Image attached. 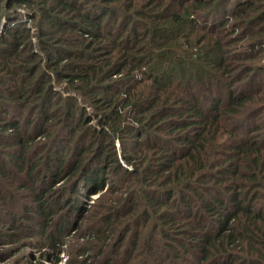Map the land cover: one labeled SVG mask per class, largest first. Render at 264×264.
I'll use <instances>...</instances> for the list:
<instances>
[{
  "label": "trees",
  "instance_id": "obj_1",
  "mask_svg": "<svg viewBox=\"0 0 264 264\" xmlns=\"http://www.w3.org/2000/svg\"><path fill=\"white\" fill-rule=\"evenodd\" d=\"M72 230L65 264H264V0H0V238Z\"/></svg>",
  "mask_w": 264,
  "mask_h": 264
},
{
  "label": "rangeland",
  "instance_id": "obj_2",
  "mask_svg": "<svg viewBox=\"0 0 264 264\" xmlns=\"http://www.w3.org/2000/svg\"><path fill=\"white\" fill-rule=\"evenodd\" d=\"M20 15L17 18L27 20L28 11L25 7L20 9ZM34 22V21H33ZM98 194L92 195V199L87 202L88 207L92 206ZM73 238H76V231L72 230L63 246L64 251L61 254L62 261L59 264H65L70 257L68 253L72 250ZM38 239L30 240L29 238L12 239L0 238V264H55L50 252H45L44 247H38Z\"/></svg>",
  "mask_w": 264,
  "mask_h": 264
}]
</instances>
